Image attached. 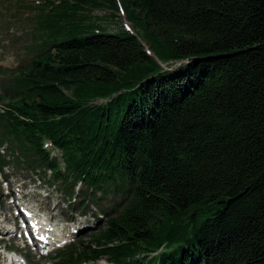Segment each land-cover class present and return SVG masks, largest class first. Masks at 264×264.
Returning <instances> with one entry per match:
<instances>
[{
	"label": "trees",
	"instance_id": "1",
	"mask_svg": "<svg viewBox=\"0 0 264 264\" xmlns=\"http://www.w3.org/2000/svg\"><path fill=\"white\" fill-rule=\"evenodd\" d=\"M119 4L150 55L89 16L115 0L36 8L29 61L0 68V174L79 212L111 195L51 264H264V0Z\"/></svg>",
	"mask_w": 264,
	"mask_h": 264
},
{
	"label": "rangeland",
	"instance_id": "2",
	"mask_svg": "<svg viewBox=\"0 0 264 264\" xmlns=\"http://www.w3.org/2000/svg\"><path fill=\"white\" fill-rule=\"evenodd\" d=\"M41 2V0H0V68L12 70L26 65L29 61L34 50L35 40L33 37L36 36L33 31L35 25L32 18L36 13V8L42 4ZM115 2L116 10H95L89 16L100 19L98 25L108 32L126 30L129 34L137 35L141 39L138 38L145 53L149 54L146 48L147 42L141 37L140 31L132 27L129 20H126L119 0H115ZM42 148L47 150L51 157L59 158V151L52 148L48 141H43ZM3 173L7 179H2L0 174V231L12 224L11 220L15 214L14 200L19 204L18 198H21L24 204L39 209L44 215L51 217L57 226L61 227L59 229L61 233L69 234L77 230V234L71 238V240H75L74 242L87 240L93 231L102 227L104 221L101 213L97 210L111 209V195L104 196L105 202L101 199L95 204L88 203L83 208V212H79L72 209L73 207L67 206L63 196L56 192V188L48 189L45 185H38L35 176L30 175L35 183L23 179L25 172L21 167L17 170L6 167L3 169ZM114 201L118 203L119 199L114 197ZM70 202L75 204L76 201L71 200ZM82 215L84 217H77ZM70 219H73L72 223L61 224L62 221ZM15 250L24 255L28 264H50V258L55 253L52 252L47 257L38 259L30 253L31 250L22 249L20 242L15 240V237L9 240L7 236L0 235V264H8V258H13ZM95 264H105V262L100 260Z\"/></svg>",
	"mask_w": 264,
	"mask_h": 264
},
{
	"label": "bare ground",
	"instance_id": "3",
	"mask_svg": "<svg viewBox=\"0 0 264 264\" xmlns=\"http://www.w3.org/2000/svg\"><path fill=\"white\" fill-rule=\"evenodd\" d=\"M8 259H9V261H11L13 258L12 257H9Z\"/></svg>",
	"mask_w": 264,
	"mask_h": 264
}]
</instances>
